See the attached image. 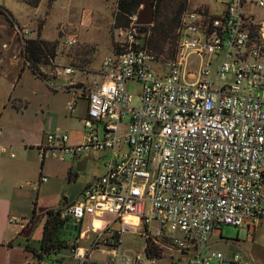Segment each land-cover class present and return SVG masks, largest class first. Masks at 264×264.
I'll use <instances>...</instances> for the list:
<instances>
[{"label": "built area", "instance_id": "built-area-1", "mask_svg": "<svg viewBox=\"0 0 264 264\" xmlns=\"http://www.w3.org/2000/svg\"><path fill=\"white\" fill-rule=\"evenodd\" d=\"M253 1L264 8V0ZM245 2L229 0L214 14L184 11L170 58L142 48L133 22L122 49L103 57L88 85L75 79L78 68L55 66L51 74L65 82L51 88L87 99L84 133L72 143L68 132L50 131L39 153L43 160H62L96 152L104 167L61 217L77 226L78 240L97 231L94 219L113 216L88 246L75 239L70 253L77 264L87 263L100 245L111 247L103 264H249L239 254L226 259L209 248L218 227L251 229L264 218V27L242 11ZM14 29L24 47L28 29ZM191 55L198 58L195 70ZM130 81L141 86L137 107L127 92ZM76 104L74 97L71 111ZM85 217L91 222L84 234ZM123 233L150 240L161 254L147 256L145 248L143 254H119L115 247ZM166 245L174 253L163 255ZM52 257L64 259L60 252ZM38 264L48 263L42 256Z\"/></svg>", "mask_w": 264, "mask_h": 264}, {"label": "rangeland", "instance_id": "rangeland-1", "mask_svg": "<svg viewBox=\"0 0 264 264\" xmlns=\"http://www.w3.org/2000/svg\"><path fill=\"white\" fill-rule=\"evenodd\" d=\"M228 1L221 0L220 3L216 0H163L157 11L154 10L152 24L147 25L145 29L136 25L135 37L140 46L143 38L147 41L148 38L158 40L159 46L149 43L141 47L159 52L167 58L175 47L178 23L184 11L220 13ZM156 2L157 0H154L151 3ZM242 11L252 15L257 22L264 21V8L258 7L253 0H246ZM133 18L135 14H119L117 0H39L35 6L23 0H0V125L6 132H14L15 136L4 132L3 135L7 139L16 138L15 141H20L11 144L0 154V175L3 177L2 183L15 189V197L22 199L17 208L20 213L16 215L30 219V226L26 227H30L27 232L29 238L20 240L24 247L28 243L39 248L47 211L62 209L63 212L66 203L75 202L83 187L104 172L96 152L88 153L85 170L77 171L78 158L65 155L61 160L59 157L48 156L42 162L39 147L30 145L35 142L45 144L46 134L50 131L73 130L74 137L82 131V134L84 133L81 122L77 120L72 129L64 124L70 116L76 115L75 110L71 111L69 108L75 95L71 91L53 90L51 85L61 86L65 80L56 78L51 73L56 65H71L82 71L75 79L83 80L88 85L89 81L95 78L96 73H92L98 69L103 57L122 49L120 42L124 32L132 29ZM14 25L28 29L24 40L38 38L45 42L46 46L51 48L52 62L39 63L36 73L31 70ZM68 37L74 39L72 45L66 44ZM90 54L93 56L90 57ZM190 61V69L195 70L198 58L191 55ZM140 88L134 81L127 83V92L132 96V105L136 107L139 106ZM85 99V96H78L75 101L78 103L82 100L80 103H85ZM23 100H27L29 105ZM43 112H49L48 123L41 128L39 123L44 116ZM50 113H56L57 116ZM7 151L13 152L15 157L11 158ZM42 177L46 180L39 187L34 186ZM63 197L67 198L66 202L62 201ZM88 218L83 219L82 230L89 225ZM112 218V215L105 214L101 219H96L93 224L97 231H88L80 239V245L88 246ZM112 227L118 228V223H113ZM56 233L58 238L67 244L59 250L65 262L55 261L53 254L43 255V259L48 264H77L70 253L77 233L69 235L62 227ZM145 243L142 236L123 233L119 245L115 248L119 254L132 256L136 253L143 254ZM109 248L111 247L98 246L90 252L85 264H103L102 260L107 257ZM209 248L221 252L226 259L239 254L241 260L249 264H264V218L251 229L233 225L218 227L213 232ZM171 253H174V250L166 245L163 255ZM29 264H38V258L31 256ZM210 264L220 263L211 260ZM221 264L236 263L225 261Z\"/></svg>", "mask_w": 264, "mask_h": 264}, {"label": "crops", "instance_id": "crops-1", "mask_svg": "<svg viewBox=\"0 0 264 264\" xmlns=\"http://www.w3.org/2000/svg\"><path fill=\"white\" fill-rule=\"evenodd\" d=\"M89 56L92 57L93 55L90 54ZM78 96L82 97L85 95L82 94L81 92H78ZM78 96H75V98H77ZM23 101H27V100H23ZM80 102H83V101L82 100L78 101V103L76 104V107L74 109L75 110L74 112L76 115L70 116V119H68L67 121H64V124H66V126L70 129H72L74 127L76 120L78 122H81L82 129H83L82 118H84V116L86 115L87 99H85V103H80ZM27 104L29 105L28 101H27ZM48 114H49V112H48ZM48 114L47 113L45 114L43 112L44 116L41 117L42 120H40L39 127L42 128V126H45L48 123L47 122ZM50 114H52V115L55 114L57 116L56 113H50ZM58 120H59V118H58ZM64 131H66V130H64ZM4 132H6V129H2V132L0 134V144L5 145V150L7 148H9L11 146V144L20 142L19 140L15 141L16 138L10 139L8 137V139H7L3 135ZM9 132H10V134L14 133L11 130L7 131L6 133H9ZM82 132H80L76 137H74L75 132L73 130L69 131L68 133H69L70 142H72V143L81 142L82 141ZM13 136H15V135L13 134ZM30 145L31 146L35 145L37 147H40L42 144H40L39 142H35V143H30ZM6 153H8V155L10 156V154L13 152L9 153L7 151ZM14 157H15V155H14ZM14 157H11V158H14ZM83 157H86L87 160L89 159V156H87V155L82 156V158ZM82 158H78V159L80 160ZM86 165H87V163H86ZM2 182H3V177H2V175H0V264H29L30 257L33 256L32 250L38 249V248L30 246L28 243L24 247V243L20 242V240L24 239V238H29V237H27V232L30 230V227L29 228H26V227H28V225H29L28 223H29L30 219L26 220V219H24V216L18 217L16 215L17 213H20V212H18L17 208H18L19 203L22 201V199L19 197L18 198L15 197V194H14L15 189H12L11 187H7ZM13 188H15V187H13ZM66 200H67V198L65 197V201H63V202H66ZM10 219H17L18 222H19V220L20 221L25 220V221H28V223L25 225V227H22L20 224L11 222ZM94 221H96V219L93 220V223H94ZM90 222H91V219L88 218L89 225H90ZM80 225L81 226L83 225V220H82ZM89 225H87L83 229L84 231L82 233H84V234L86 233L85 230L88 229ZM81 238L82 237L79 236L78 240L76 239L77 245L82 246V247H86V246L80 245V239ZM72 258H74V257H72ZM64 262H65V259H63V260L61 259L59 261V263H64Z\"/></svg>", "mask_w": 264, "mask_h": 264}, {"label": "trees", "instance_id": "trees-1", "mask_svg": "<svg viewBox=\"0 0 264 264\" xmlns=\"http://www.w3.org/2000/svg\"><path fill=\"white\" fill-rule=\"evenodd\" d=\"M26 1L29 5L35 6L39 0H23ZM154 0H151L153 2ZM163 0H157V2L153 4L154 10L157 11V8L160 7V2ZM170 2L171 0H166ZM144 0H117V9L120 15L123 16H132L139 11L140 6L143 4ZM182 16V15H181ZM154 19V18H153ZM181 21V19H180ZM180 21L178 23V28L180 26ZM141 26V25H140ZM147 25L141 26V28L145 29ZM175 45L177 43V39H175ZM157 45L159 46V41L148 38V41L143 38L140 42L141 46H145L147 44ZM49 47L46 46L45 42L41 39H26L24 44V54L25 59L28 61V66L33 70L35 73L37 72V66L39 63H49L52 62L53 55L50 53ZM175 47L169 54L170 58L174 54ZM157 56H162L161 53L154 52ZM162 58H165L162 56ZM43 162V159H42ZM62 209L57 210H48L46 219L44 220L42 235L39 241V248L33 249V256L37 257L38 259L43 255L53 254L59 252V250L63 247H66V243L64 240L59 239L57 236L56 231L59 228H64L67 219L61 217ZM78 233V232H77ZM77 237V235H76ZM75 237V239H76ZM145 252L147 256L161 254V249H158L153 242L150 240H145ZM153 249V250H152Z\"/></svg>", "mask_w": 264, "mask_h": 264}, {"label": "water", "instance_id": "water-1", "mask_svg": "<svg viewBox=\"0 0 264 264\" xmlns=\"http://www.w3.org/2000/svg\"><path fill=\"white\" fill-rule=\"evenodd\" d=\"M154 18V6L151 3V0H144L143 4L141 5V9L135 14L134 23L136 25H150L153 22ZM87 163V158L83 157L79 161L76 162V170L77 171H84ZM62 201H65V197H63ZM64 229L69 232V235H75L77 231V226L66 223Z\"/></svg>", "mask_w": 264, "mask_h": 264}, {"label": "bare ground", "instance_id": "bare-ground-1", "mask_svg": "<svg viewBox=\"0 0 264 264\" xmlns=\"http://www.w3.org/2000/svg\"><path fill=\"white\" fill-rule=\"evenodd\" d=\"M263 27H264V21H263Z\"/></svg>", "mask_w": 264, "mask_h": 264}]
</instances>
